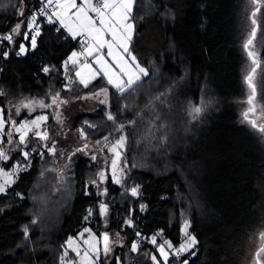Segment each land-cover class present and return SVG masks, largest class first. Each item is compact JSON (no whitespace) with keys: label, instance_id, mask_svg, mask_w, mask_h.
<instances>
[{"label":"trees","instance_id":"1","mask_svg":"<svg viewBox=\"0 0 264 264\" xmlns=\"http://www.w3.org/2000/svg\"><path fill=\"white\" fill-rule=\"evenodd\" d=\"M40 1L0 0V32L24 21L21 34L0 46L3 109L7 95L50 98L59 93L72 101L108 83L100 75L85 88L76 77L77 65L65 70L72 51L82 49L79 40L42 16L36 48L16 55L19 44H31L22 33L29 31L27 13ZM251 6V0H136L129 48L148 74L126 93L111 87L108 104L70 117L72 131L83 128L95 145L91 156L73 155L68 167V157L58 156L66 168L60 172L34 152L17 180L0 193V264H61L66 241L88 224L122 236V264H154L142 253L154 254L165 241L180 246L185 219L197 244L179 259L168 249L167 264L241 262L244 236L264 225V144L241 122L248 92L244 75L251 64L243 48L252 29ZM259 8L254 42L260 43L261 66L255 83L264 102V0ZM48 64L52 70L45 73ZM200 104L204 111L193 119L191 106ZM109 112L115 121L107 120ZM121 124L125 128L117 132ZM120 135L127 137L121 149L123 178L117 184L109 175L104 185L98 175L109 164L103 150ZM137 186L133 196L130 190ZM104 200L109 206L101 215ZM89 213L92 221L87 222ZM159 233L162 237L152 244ZM133 242L139 243L136 252ZM129 253L135 256L130 261Z\"/></svg>","mask_w":264,"mask_h":264},{"label":"snow or ice","instance_id":"2","mask_svg":"<svg viewBox=\"0 0 264 264\" xmlns=\"http://www.w3.org/2000/svg\"><path fill=\"white\" fill-rule=\"evenodd\" d=\"M23 2V0H21ZM251 2L257 5L256 10L251 14V24L252 29L248 34V38L243 44V48L246 51L248 58L251 60V65L249 66L246 74L244 75V82L248 88L247 98L243 103L247 104V108L241 113L242 123L248 124L252 129L264 135V104H260L257 99V87H256V76L257 69L261 66V61L259 59V54L253 49V43L257 35L258 22L256 19L257 12L260 11L259 4L261 0H251ZM136 4V0H82L80 4L77 3V0H41V7L36 10L40 16L46 17L48 23H55L59 21L60 25L67 30L73 39H76L79 36H84L86 41L91 40L92 42L83 49L81 53L72 51L71 55L68 56L67 60L64 61L63 67L67 70L68 65H77L79 64V57L81 55L92 56L93 53H99V50L107 46L108 55L113 58L116 62V67L119 68V71L114 70L113 66L108 64L102 56H97L96 63L100 65V69L97 71L92 68L88 63L80 65L79 70L76 72V77L79 78V83L82 84L85 88L89 86L92 80H95L97 76L103 75L107 78L108 84L115 87L120 93H126L133 89L134 86L138 84L142 76H146L148 73L145 68L141 67L137 61L135 55L130 51L129 44L132 40V33L134 31V24L131 23L133 8ZM55 6V11L52 14L48 13L50 7ZM74 10V11H73ZM89 12L94 13L98 19H94L92 15H89ZM20 16L24 15L23 9L19 10L18 13ZM55 18V19H54ZM24 24V21L17 23L16 26L12 29L13 34H21L20 30ZM26 27L29 30L28 32L22 33L24 39L30 38L31 47L33 49L37 46V37L41 34L40 27L37 23V15L34 12L32 16L27 18ZM59 31V29H58ZM105 34L111 35V40L105 39ZM0 39L13 41L14 36L12 34L4 35ZM115 50V51H114ZM26 52L25 45L23 43L19 44V51L16 52V55H22ZM124 54L130 58L125 59ZM3 56L6 58L8 52H4ZM49 67H44L43 71L48 73L51 71ZM126 77V79H124ZM3 92L0 91V95ZM103 94L105 100L101 103H107V89H101L97 93H93V98L99 97ZM163 95V94H161ZM88 97H78V99H86ZM159 99V97H157ZM68 101L60 98L59 93H55L51 96V103H45L43 100L35 102V106L40 108H52L56 106L57 108L66 104ZM23 108L28 109L29 111L34 110V102L29 101L27 104L22 105ZM126 107V106H125ZM205 105H194L191 106L190 115L193 119H197L199 115L204 111ZM21 111L20 107H16V114L19 115ZM57 118H59V113H57ZM106 118L109 121H115L116 117L110 112L106 114ZM48 116L41 115L36 117L33 120L23 121L17 125L15 120L11 119L9 114L8 118H5L4 109L0 108V137H7V142L13 144V132L19 134V141L16 144V148L20 149V154L22 155L25 162H27L24 167H27L30 164L29 157L32 152H37L38 149L33 147L30 151H24L21 146H28V135L30 132H33L34 136L41 141H47L50 139L47 131L40 132L34 131V129H39L43 122L47 121ZM87 124V122H85ZM136 122L130 121L129 124H135ZM11 124V129L5 131L6 125ZM89 127H95L94 125H89ZM125 128L124 124H121L116 129L117 132L122 131ZM81 138H85L86 134L84 129L81 128L78 130ZM105 142L109 140V137L103 138ZM166 139V137H164ZM127 137L125 135H120L119 139L112 143L108 147V151L114 154V158L111 161V168L113 174V180L115 183H121V176L117 175V170L121 161V151L126 145ZM97 144L100 141L96 142ZM48 152L55 154L56 149L53 145L48 147L45 145ZM88 145L85 144L83 149L78 148L76 151H84L87 149ZM43 156V152L39 153ZM10 159L9 154L5 151L3 147H0V161H8ZM93 160L96 159L95 156L92 157ZM21 170V165L19 162L13 167L11 171H4L3 168H0V180L3 182L0 183V193H4L9 185L14 183L13 177L18 171ZM120 172H123V168H119ZM43 176L44 173L42 172ZM101 181L105 179V173L101 171L98 173ZM92 183H95L93 181ZM131 194L133 196L138 195V186L131 188ZM101 215H106L108 211V206L106 204H101L99 206ZM91 214V213H89ZM87 219V217L85 218ZM36 223V221H33ZM127 224L131 225L132 221L127 220ZM190 227V221L185 219L183 222L182 232L184 234V241L180 244L179 248L174 250V255L179 257L181 253L188 252L196 244L197 240L194 235H191L188 232ZM85 232H89V229H84ZM83 234H81L82 236ZM137 236H140V233H136ZM25 236L27 238V227L25 228ZM260 236V247L255 252V259L253 264H264V231L259 233ZM104 253L111 251L109 244V236L107 233L103 235ZM152 244H157L156 236L151 237ZM67 249H71L76 253L77 256H80V264H95V261L92 256L89 255V251H85L83 255H80V246L75 243V241L70 237L66 241ZM84 244L88 245V248L91 252L96 253V259L99 258V250L97 248V241L94 236L91 234L87 240H84ZM64 247L63 245L61 246ZM139 248L138 242H133L131 244V251L136 252ZM167 249H172L173 245L170 241H165L162 244L157 246V250L163 257L164 264H167L169 259V253ZM65 251L60 256L61 264H75V262H69L65 258L69 255L68 250ZM195 255V253H192ZM152 261L155 264H160V261L157 260L155 255L151 256ZM183 264H188V261L185 260Z\"/></svg>","mask_w":264,"mask_h":264},{"label":"rangeland","instance_id":"3","mask_svg":"<svg viewBox=\"0 0 264 264\" xmlns=\"http://www.w3.org/2000/svg\"><path fill=\"white\" fill-rule=\"evenodd\" d=\"M255 7H256V5L252 3L251 9L253 10ZM244 18H245V12H244ZM248 34H249V32L246 34V38H248ZM132 35H133V33H132ZM105 39L111 40V35H108V36L105 35ZM5 41L6 40H3L0 43V46ZM85 47H87V45L86 46L82 45V50H78L76 52L81 53ZM106 48H107V46L100 49L99 53H93L92 56L81 55L80 57H84L82 59L81 64H84L86 62V63L90 64L93 69L98 71L100 69V65L96 63V59H97V56L99 55V56H102L103 59L108 62V64L112 65L114 70L119 71V68L116 67V62L113 60V58L111 56L108 55V50H105ZM253 49L255 51H261L260 43L257 41V39H256V43L255 42L253 43ZM124 56H125V59H129V62L131 63L130 58L127 56V54H124ZM250 65L251 64H249L248 67L246 68V72H247ZM261 71L263 72V70H261ZM124 79H126V77ZM256 79L257 80L260 79L259 74H257ZM111 87H113V86L110 84H107L106 86L101 88V89H107V103H101V101L105 100V96L103 94L99 95V97H97V98H93L92 94L99 92L101 90V89H99L97 91L90 92V93H87V94L81 96V97H88V98H86L82 101V106L80 109L83 108V110H86V109L92 110L94 108H97L98 106L108 104L109 100H110V88ZM247 94H248V92H247ZM247 94L245 95L246 98H247ZM260 94H261V89H260ZM61 99H63V98H61ZM257 99H258L260 104L264 103V102H262V100L260 98L257 97ZM41 100H43L45 103H51V96H50V98H45V97H37V96L25 95V94L24 95H17V96L7 95V100L4 104L5 118L7 119L9 114H10L11 119L15 120L17 122V125H19V123H21L23 121L33 120L36 117L41 116V115L48 116L47 121L43 122L41 127L39 129H34V131H40V132L47 131L50 139L47 141H43V143L40 144L41 140L37 139V137L34 136L33 132H30L28 135V146L27 147L21 146V148L24 151H30V149L33 147L37 148L38 151L43 152L42 159H43L44 163H50L52 165V167L54 169H56L57 171L65 172L66 171L65 167H68V165L71 161V156H73V155H74V157L80 156V155L81 156H91L92 155L91 151L94 150L93 148H95V145L91 144V142L88 140V138L86 136H85V138H81V136L78 135L79 134L78 132H76L77 133L76 134L72 131L73 128L71 127L70 117L77 114V113H75L73 115L71 114V116H70L69 113L67 112L68 107H66L65 111H64V108L62 107V109H61V106H59L58 108L56 106H53L52 108H40V107L35 106V102H38ZM63 100H65V99H63ZM75 100H80V99L77 98V99H74L72 101H75ZM29 101L34 102V110H32V111H29L28 109H25L22 107L23 104H27ZM66 101H68V100H66ZM72 101H68V102H72ZM16 107L21 108L19 115L16 114ZM246 108H247V104L243 103V100H242V106H241L242 112ZM83 110H81V111H83ZM81 111H79V112H81ZM57 113H59V118H57ZM244 124H246V123H244ZM246 125H248V124H246ZM11 127H12L11 124H7L5 131L10 130ZM251 130L256 136L257 135L259 136L261 143L264 144V135L260 134L259 132L255 131L252 128H251ZM0 138L2 140V142L0 140V147H3L5 149V151L10 156V159L8 161H4V162L0 161V168H3L4 171H11L13 169V167L15 165H17V163L19 162V164L21 165V170L24 169L25 164L20 161L19 157H17V156H22L20 154V149L16 148V144H18V141H19V134L13 132V137H12L13 141H14L13 144H9L7 142L6 136L0 137ZM85 144L88 145L87 149H85L84 151H76L78 148L83 149ZM45 145H47L48 147H52L54 145L55 149H56L55 154L48 152ZM120 151H121V149H120ZM33 153L34 152H32L31 154H33ZM103 154L105 156L106 161L109 164L100 170V172L103 171L105 173V179L103 181H101V180L100 181H101V183L106 185L108 182L109 175H111L113 177L112 168H111V161L114 158V154L112 152H109L108 148L106 150H103ZM58 156L68 157L69 160L67 163H65V167L61 165L60 161H58ZM120 164H119V168H121ZM119 168H118L116 174L121 176V180H122L123 172H120ZM20 171H18L16 173V175L13 177L14 182L17 180V177H18V174ZM2 182L3 181L0 180V183H2ZM104 201H105V203H102V204H106L107 206H109V201H107V200H104ZM86 220H87V222L92 221L91 220V214H88ZM84 229H89L90 233L85 232ZM261 231H264V225H262L260 227H256L254 230L249 232L246 235V237L244 236L245 239L243 242V256H242L241 262L239 264H253L254 259H255V252L259 249L260 243H261V241L259 240L260 239L259 233ZM188 232L191 235H193L190 232V227L188 229ZM104 233H107L109 236V244H110V248H111V251L106 253V254L104 253V250H103V246H104L103 235H104ZM81 234H83V235L81 236ZM90 234L92 236H94L96 238V241H97V248L99 250L98 260L96 259L97 254L91 252L88 248V245L84 244V240H87L89 238ZM159 237H162V235L160 233L156 236L157 240ZM71 238L75 241L76 244H78L80 246V255L82 256L85 251H89V255L93 257L95 264H103V263L108 264V263H111L114 258L117 260V264H122L121 263L122 256H121L120 248H121V245L124 244V241H123L122 236L119 233L110 232L109 230H106V229H102L99 231L98 228H93V226L91 224H88L85 228H83L81 230V232L77 236L71 237ZM256 239H258L260 242L257 241ZM256 241H257V243H256ZM65 249H67V244L65 245ZM67 250H68L69 255L65 259L69 262L74 261L75 264H80V256H77L75 258L71 257L70 252L74 253V254H76V253L74 251H72L71 249H67ZM166 251L169 253V258H170V255H171L170 251L167 248H166ZM171 252L173 253L172 249H171ZM153 255H155L157 257V260L160 261V264H162L164 262L163 257H161V255L158 251L155 252L154 254H151L150 256H153ZM127 256L129 257L128 261H130L132 258H135V256H133L131 253L127 254ZM154 264H155V262H154Z\"/></svg>","mask_w":264,"mask_h":264},{"label":"crops","instance_id":"4","mask_svg":"<svg viewBox=\"0 0 264 264\" xmlns=\"http://www.w3.org/2000/svg\"><path fill=\"white\" fill-rule=\"evenodd\" d=\"M81 2H82V0H77V3H78V4H80ZM21 9H23V11H25V9H26V4L23 3L22 6H21ZM73 11H74V10H73ZM89 15H92L94 19H98L94 13L89 12ZM55 22L57 23L58 27H60V28L66 33V35H67L68 37L72 38L71 35L67 32V30H66L65 28H63L62 25H60L59 21H55ZM105 35L108 36V35H110V34H105ZM79 37H80V36H79ZM79 37H77L76 39L79 40ZM89 43H91V40H89L88 43L83 44V45L86 46V45H88ZM25 48H26V52H27L29 49H33V48L31 47V44H30L29 46H25ZM79 48L81 49V48H82V45L79 46ZM81 50H82V49H81ZM105 50H108V48H106ZM26 52H25V53H26ZM83 58H84V57H80V58H79V64H77V69H76L75 72H77V71L79 70V68H80V64H81ZM46 67H49L50 69L52 68L51 64H48ZM99 76H100V75H99ZM99 76H97L96 78H98ZM77 78H78V77H77ZM78 79H79V78H78ZM107 84H108V83H107ZM100 89H101V88H100ZM98 90H99V89H98ZM96 91H97V90H96ZM83 100H84V99L75 100V101H72V102H68V103H66V104H62V105H60V106H61V109H62V107L64 108V111H65V108L68 107L67 112H68L69 115L71 116V114L73 115V114L78 113L79 111L83 110V108L80 109L81 106H82V101H83ZM142 255L145 256L146 259H149V260L151 259V256H150L151 254H150L149 256H146V254L142 253ZM151 261H152V259H151ZM152 262L154 263V261H152Z\"/></svg>","mask_w":264,"mask_h":264},{"label":"built area","instance_id":"5","mask_svg":"<svg viewBox=\"0 0 264 264\" xmlns=\"http://www.w3.org/2000/svg\"><path fill=\"white\" fill-rule=\"evenodd\" d=\"M41 6H42V5H41V1H40V3H38V4H36L35 6L31 7L30 11L27 13V16L30 17V16H32L33 13L35 12L36 15H37L38 17H40L39 13L36 12V10H37L38 8H40ZM53 11H55V6L50 7V8L48 9V13H49V14H52ZM40 19H41V18H40ZM40 19H39V20H40ZM43 19H45V20L47 21V18H46V17H43ZM54 19H55V18H54ZM39 27H40V26H39ZM9 34H11L9 31H7V32H5V33H0V37H3L4 35H9ZM65 36L68 37L66 34H65ZM1 40H2V39H0V42H1ZM79 41H80V44H81V45L86 44V43L89 42V40L86 41V39H85L84 36H80V37H79ZM0 71L2 72V67H1V66H0ZM172 245H173V253H174V250H175L176 248H179V246H178V245H175V244H172ZM182 255H183V253H181L179 257H177V256H175V257H176L177 259H179ZM163 264H164V263H163ZM168 264H170V263H168ZM172 264H176V263H172Z\"/></svg>","mask_w":264,"mask_h":264},{"label":"bare ground","instance_id":"6","mask_svg":"<svg viewBox=\"0 0 264 264\" xmlns=\"http://www.w3.org/2000/svg\"><path fill=\"white\" fill-rule=\"evenodd\" d=\"M41 17V16H40ZM37 18H38V16H37ZM14 27H12V28H10V30H6L5 32H7V31H9L12 35H13V33H12V29H13ZM5 32H3V33H5ZM0 33H2V32H0ZM3 41V39L1 40V42ZM7 41V40H6ZM0 42V43H1ZM0 66L2 67V72L0 71V79H1V77L3 76V74H4V65H3V63H2V61L0 60ZM1 108V107H0ZM260 238V237H259ZM257 241H259L258 239H256ZM257 241H256V243H257ZM260 242V241H259Z\"/></svg>","mask_w":264,"mask_h":264},{"label":"water","instance_id":"7","mask_svg":"<svg viewBox=\"0 0 264 264\" xmlns=\"http://www.w3.org/2000/svg\"><path fill=\"white\" fill-rule=\"evenodd\" d=\"M256 7H257V5H256ZM256 7L252 10V12L256 10ZM252 12H251V14H252ZM257 22H258V21H257Z\"/></svg>","mask_w":264,"mask_h":264}]
</instances>
